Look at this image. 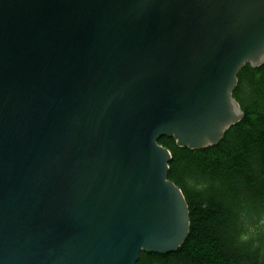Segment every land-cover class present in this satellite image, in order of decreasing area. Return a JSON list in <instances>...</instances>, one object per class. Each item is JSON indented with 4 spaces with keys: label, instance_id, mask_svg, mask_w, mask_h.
I'll return each instance as SVG.
<instances>
[{
    "label": "water",
    "instance_id": "95a60500",
    "mask_svg": "<svg viewBox=\"0 0 264 264\" xmlns=\"http://www.w3.org/2000/svg\"><path fill=\"white\" fill-rule=\"evenodd\" d=\"M264 62V0H0V264H135L189 232L158 142L201 148Z\"/></svg>",
    "mask_w": 264,
    "mask_h": 264
},
{
    "label": "trees",
    "instance_id": "16d2710c",
    "mask_svg": "<svg viewBox=\"0 0 264 264\" xmlns=\"http://www.w3.org/2000/svg\"><path fill=\"white\" fill-rule=\"evenodd\" d=\"M233 96L243 116L218 142L158 138L171 152L167 176L187 202L189 232L177 249L141 251L135 264H264V62L239 70Z\"/></svg>",
    "mask_w": 264,
    "mask_h": 264
}]
</instances>
